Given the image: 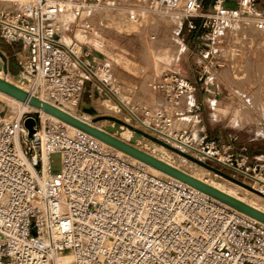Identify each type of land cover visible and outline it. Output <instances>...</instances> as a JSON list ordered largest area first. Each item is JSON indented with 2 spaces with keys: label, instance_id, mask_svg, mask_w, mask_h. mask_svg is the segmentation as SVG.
<instances>
[{
  "label": "built area",
  "instance_id": "built-area-1",
  "mask_svg": "<svg viewBox=\"0 0 264 264\" xmlns=\"http://www.w3.org/2000/svg\"><path fill=\"white\" fill-rule=\"evenodd\" d=\"M207 1L154 0L131 7L181 15L177 35L185 46L179 56L186 51L184 27L197 39L193 79L177 69L166 72L154 84L163 104L144 108L141 117L148 125L134 117L135 127L229 171L264 198V159L252 160L245 145L236 150L234 135L222 144L206 133L196 137L189 128L201 122L203 106L193 99L197 87H264L259 0H211L209 6ZM122 5L0 0V37L21 43L15 54L28 93L76 113L85 96L93 97L95 87L88 83L117 92L111 68L90 63L68 33L93 9ZM63 20L61 33L57 25ZM9 110L0 102V264H264L263 222L101 149L92 135L44 116L40 108ZM175 114L188 118L185 127L175 128ZM30 117L33 134L25 125Z\"/></svg>",
  "mask_w": 264,
  "mask_h": 264
},
{
  "label": "rangeland",
  "instance_id": "rangeland-1",
  "mask_svg": "<svg viewBox=\"0 0 264 264\" xmlns=\"http://www.w3.org/2000/svg\"><path fill=\"white\" fill-rule=\"evenodd\" d=\"M153 1L154 0H151L150 3ZM95 11L100 12L99 14L102 16V24L104 27H107L104 29L103 33L106 37L120 36L126 38L128 39L127 46L131 49L137 48L140 54H142L146 48V54L151 55L150 59H147L150 63L155 62L154 56L158 55V52L161 48H168L170 46L174 37L176 40H178L177 35L172 32L173 27H169V25L166 24V21H168L169 24H171L170 22L175 24L177 29H180V26L182 25V22H180L182 19L181 15L156 13L149 8L134 9L118 7L112 9H93L92 14L95 13ZM156 22V25L159 26L156 27L155 25L153 28L148 26L150 23ZM66 25L67 20L62 21L57 25V29L62 33ZM166 34L167 37L164 36ZM139 35H143L142 40H145V42L138 39ZM180 37L185 38L186 51L179 56V70L181 72L185 70V72H188V78L193 79L192 67L195 63V60L192 51L197 46V39L195 38V35L189 32L186 27L181 30ZM134 38L136 43H133ZM181 46L185 45L179 44V48ZM20 48L21 43L10 44L0 37V51L5 55L6 58L4 59L0 55V61L7 62L9 70L5 72L12 77H14V75H12L10 71H13L14 73L20 71L15 54ZM177 55L178 53L174 54L173 58H170L168 61V64H172L174 69H178L177 66H175V56ZM261 61V64L263 63L264 68V56ZM121 63L131 73L138 75V80L143 78L142 74L147 69L145 66L133 61L122 60ZM252 63L253 66H255L257 63H259V61L254 60ZM151 68L153 69L152 66ZM105 76H107L105 72L100 75V77ZM119 76L116 75V78H119ZM154 76L157 77L156 75ZM146 79L148 82H144ZM124 83L126 82L124 81ZM113 84H118L115 79ZM117 88V92L113 89L112 92L102 91V95H100L98 98L89 97L91 98V105L97 110V114H89L84 112L82 109L76 113L80 116L86 117L90 122L100 126L105 131H109L114 136L126 138L125 135H123V129L120 127V124L116 123V121L114 122V120L112 121L108 118V116H103L104 114L114 115L121 120H127L129 124L134 126L136 124L135 118L132 117L129 111L121 105L114 93L121 97L141 116L142 111L144 110L143 105L147 103V99L144 100L141 98V93L145 92V96L150 97L153 86L150 78L145 77V80L143 79L142 87H129L125 85L123 87L118 86ZM235 94L237 97L231 98L229 100L216 101L214 104L212 102H205V114L207 116L206 125L210 128L211 135L214 137L213 139L225 144L229 142L228 135H234L237 137L233 142L236 150H239L245 145L248 147V152L250 153L252 160H255L256 158L264 159V87H238V90L235 92ZM85 98H87V96H85ZM0 102H3L5 108L10 109L11 107L10 111L15 110L13 105H11L9 102H5V100H3L1 97ZM9 104L10 106H7ZM10 111L9 113H11ZM187 121L188 118H179V129L185 127L187 125ZM169 129L173 130L171 127ZM126 140L135 146L141 147L150 152L154 151L155 149L153 143L145 138L137 139L135 136H133L132 138ZM155 152L161 154L159 150H155ZM164 155L177 167L185 171H197V169H199L198 165L202 166L201 164L197 165V162L195 163V161L184 157L183 155H180L169 148H166ZM222 171L230 175L229 171L224 169H222ZM201 172L202 176L209 182L211 181L221 186L226 185L224 186L226 188L231 186L235 187L236 185L240 188L243 187L212 170H210V172ZM240 192L243 193L244 191L240 190ZM251 197H254L260 203L262 201V204H264V198L260 197L259 195H251Z\"/></svg>",
  "mask_w": 264,
  "mask_h": 264
},
{
  "label": "crops",
  "instance_id": "crops-1",
  "mask_svg": "<svg viewBox=\"0 0 264 264\" xmlns=\"http://www.w3.org/2000/svg\"><path fill=\"white\" fill-rule=\"evenodd\" d=\"M121 1L123 3L122 7L131 8L134 5L138 6V5L150 3L151 0H121ZM211 2H212L211 0L207 1L206 5L209 6ZM257 8L258 10L264 9V0L258 1ZM99 13L100 12L98 11H95V13L93 14L91 12L89 15H86L83 18L76 20L72 24L71 31L68 33V36L71 38V40L79 42L82 49V53L86 55V58L90 63H92L93 65L99 68H102L103 66L106 65L109 66L111 68L110 73L113 79L117 81L120 87H123L121 83L122 82L124 83V81L126 82L125 85L129 87H142L143 79L145 80V77H149L150 81L152 82L153 89L151 90L150 97H146L145 92L141 93L142 95L141 98L144 100L147 99V103L143 105V108L146 107L151 109L159 108L163 104L164 98H163V94L154 87V84L166 72H169L174 69L172 64L171 65L168 64V61L170 58H173L174 54L176 53H178V55L175 56L176 57L175 66H177L178 68L177 70L179 71V36L177 35L178 29L176 28V25L173 24L172 22H170L171 24H169V22L166 21L167 22L166 24L169 25V27L170 26L173 27L172 32H174L177 35L178 40H176L174 37L171 41L170 46L168 48L166 47L161 48L158 52V55L154 56L155 62L150 63L147 59H150L151 55L146 54L147 53L146 48L144 49L142 54H140L137 48L131 49L127 46L128 39L120 36L106 37L103 33H104V29L107 27H104L101 24L102 16ZM156 24L157 22L150 23V25L148 26H150V28H153L155 27ZM157 26L159 25H156V27ZM132 35H128V36H132ZM164 36L167 37V34ZM138 39L142 40L143 35L142 36L139 35ZM133 40H134L133 43H136L135 38ZM143 42H145V40ZM193 50H195V48ZM122 60L137 62L140 65L145 66L147 69L142 74L143 78H141V80H138L137 78H139V76L127 70L122 65L121 63ZM194 60H195V56H194ZM151 66L153 67V69L151 68ZM148 71L150 74L148 73ZM182 73L186 77H188V72H185V70H183ZM116 75L117 76L121 75V76H119V78H116ZM154 75H156L157 77H155ZM144 82H148V80L146 79V81ZM87 87H99V86L95 82L93 84L88 83ZM209 89H210L209 91H204L200 87H197L196 91L194 92L193 99L201 103L203 109L202 112L200 113L201 122L200 123L191 122V124H189V128H191V130L194 132L196 137H199L203 133H206L209 136V138L213 139L214 137L213 135H211L210 128L207 127L206 125L207 116L205 114V107H206L205 102H212L214 104L216 101H224L237 97L235 92L238 90V87H228V85L224 84V87H209ZM92 90L91 93L93 94ZM87 92H89V90ZM175 115H178V117L176 119L174 126L175 128L179 129V114H175ZM181 118H184V116ZM208 132L210 133V135ZM230 136L231 134L228 135V139H229L228 141H230Z\"/></svg>",
  "mask_w": 264,
  "mask_h": 264
},
{
  "label": "water",
  "instance_id": "water-1",
  "mask_svg": "<svg viewBox=\"0 0 264 264\" xmlns=\"http://www.w3.org/2000/svg\"><path fill=\"white\" fill-rule=\"evenodd\" d=\"M184 22V19L182 18V23ZM102 24V21H101ZM103 25V24H102ZM0 55L5 58V55L0 51ZM0 69H3L4 71H8V64L6 61L1 62L0 61ZM11 73H13L15 75L16 79H20V72L14 73L13 71H10ZM123 86H125V83H121ZM0 90L23 101V102H27L28 105L33 106L35 108H40L43 111L54 115L56 117H58L59 119H61L62 121L69 123L71 125L76 126L77 128L81 129L82 131L92 135L93 137H96L100 140L105 141L108 144H111L112 146H114L115 148L124 151L125 153L171 175L172 177H175L189 185H191L192 187L214 197L215 199L235 208L238 211L244 212L254 218H256L257 220L261 221L264 223V212L256 209L254 207H252L251 205L217 189L216 187L206 183L203 180H200L196 177H194L193 175L153 156L152 154L146 152L145 150H142L141 148L135 146L134 144H132L131 142H127L122 140L121 138L114 136L113 134H111L109 131H105L103 129H100L96 126H94L93 124L80 119L79 117H76L64 110H62L61 108L52 105L46 101H42L40 100L38 97L29 94L27 91L9 83L8 81L1 79L0 78ZM100 95H102V92L99 90L98 87H95L94 91H93V97L98 98ZM91 98L87 97L85 99V103L82 105V110L86 113L89 114H93L96 113L97 114V110L95 108H93V106L91 105ZM103 117V116H102ZM109 119L114 120L118 123L124 124L126 126H128L129 128L133 129L135 132H137L138 134H140L142 137H146L156 143H159L167 148H169L170 150L183 155L201 165H203L204 167L236 182L237 184L250 189L251 191L256 192L255 189H253L251 186L247 185L246 183H244L243 181H241L240 179H237L231 175H229L228 173L215 168L191 155H189L188 153H185L184 151L173 147L167 143H165L164 141L154 137L153 135H150L149 133L139 129L138 127H135L132 124H129L117 117L114 116H108ZM34 124H35V120L33 118H28L25 121V125L26 127L29 128L30 130V134L34 133Z\"/></svg>",
  "mask_w": 264,
  "mask_h": 264
},
{
  "label": "bare ground",
  "instance_id": "bare-ground-1",
  "mask_svg": "<svg viewBox=\"0 0 264 264\" xmlns=\"http://www.w3.org/2000/svg\"><path fill=\"white\" fill-rule=\"evenodd\" d=\"M179 19H180V18H179ZM63 21H65V20H63ZM61 22H62V21H61ZM180 22H182V19L180 20ZM0 78H1V79H4V80H6V81H8L9 83H11V84H13V85H15V86H17V87H19V88H21V89L27 91V92L29 91V90H28V87H29V86L27 85V83H26V81H25L24 79H16L15 77H12L11 75L6 74V72H5L3 69H0ZM25 84H26V85H25ZM114 95L116 96V98L118 99V101L122 104V106H123L124 108H126V109L129 111V113L131 114L132 117H135V118H136L137 120H139L140 122H142V123L148 125V122L145 121L144 119H142V117L139 115V113H137L134 109H132V108H131V107H130V106H129V105H128V104H127L122 98H121V97H119V96L116 95L115 93H114ZM0 97H1L3 100H5V102H7V103L9 102L11 105H13V107H14V109H15L16 111H22V110H24V109H33V107L30 106V105H28L27 102H23V101H21V100L15 98V97H13V96H11V95H9V94L3 92V91H1V90H0ZM4 104H5V103H4ZM10 104L7 105V106H10ZM4 107H5V106H4ZM10 109H11V107H10ZM61 109L64 110V111H66V112H68V113H70V114H72V115H74V116H76V117H79L80 119H83V120H85V121H87V122L93 124L94 126L100 128V129H102L100 126H98V125H96V124L90 122L86 117L80 116V115L76 114L75 112H73V111H71V110H68L67 108H61ZM9 111H10V110H9ZM42 112H43V115H44V116H50V117L56 119L57 121L64 122V121H62L61 119H59L58 117H56V116H54V115H51V114H49V113H47V112H45V111H42ZM103 116H114V115L104 114ZM114 117H117V116H114ZM112 121H113V120H112ZM123 121H125V122L128 123L127 120H123ZM114 122H115V121H114ZM65 123H66V122H65ZM116 123H118V122H116ZM66 124H67L72 130H81V129L77 128V127L74 126V125H71V124H69V123H66ZM118 124H120V127L123 129V135H125V137H126V138H121L122 140L128 142V140H126V139H130V138H132L133 136H135L137 139H141V138H143L140 134H138V133L135 132L133 129L129 128L128 126H126V125H124V124H121V123H118ZM172 131H173V130L169 129V133H172ZM92 138H93L94 142H95V143H96L101 149H103V150H113V151H115L118 155H120V156H122V157H125V158H127V159H129V160H131V161H133V162H135V163H141V164H144V165L147 166L152 172H154V173H156V174H158V175H160V176H163V177H169V176H171V175H169V174H167V173H165V172H163V171H161V170H159V169H157V168H155V167H153V166H151V165H149V164H147V163H145V162H143V161H141V160H139V159H137V158H135V157H133V156L127 154V153H125L124 151L115 148L114 146H112L111 144L106 143V142L103 141V140H100V139H98V138H96V137H93V136H92ZM148 141H151V140L148 139ZM151 142L153 143V145H154V147H155L154 151H151V152H150V151H147V150H145V149H143V148H141V147H139V148H141L142 150H145L146 152L152 154L153 156H155V157H157V158H159V159H161V160H163V161H165V162H167V163H169V164H171V165L177 167L173 162H171L169 159H167L166 156L164 155L165 150H166L167 147H165V146H163V145H161V144H159V143H156V142H154V141H151ZM182 144H184V145H186V146L189 145V143L186 142V141H182ZM137 147H138V146H137ZM155 150H159V151L161 152V154L156 153ZM184 157H185V156H184ZM195 163H196V162H195ZM198 164H199V163H197V165H198ZM198 166H199V169H197V171L195 170V171H191V172H189V171H185V170H183V169H181V170H183V171H185V172H187V173L193 175L194 177H196V178H198V179H200V180L205 181L206 183H208V184H210V185L216 187L217 189H219V190H221V191H223V192H225V193H227V194H229V195H231V196H233V197H235V198H237V199H239V200H241V201H243V202H245V203L251 205L252 207H254V208H256V209H259V210H261V211L264 212V204H262V201H261V203H260V202H258L254 197H253V198L251 197V195H255V196H257L256 193H254V192L251 191L250 189H247V188L242 187V186H241L242 188H240V187L237 186V185H236L235 187H232V186H231V187H228V186H227L228 188H226V187H224V186H226V185L221 186V185L216 184V183H213V182H211V181L209 182L207 179H205V178L202 176V172H201V171L210 172V170H209L208 168L204 167L203 165H202V166L198 165ZM177 168H179V167H177ZM179 169H180V168H179ZM213 174H214V173H213ZM240 190H241V191L243 190L244 192L242 193V192H240ZM240 212H241V211H240ZM242 213L245 214V215H247V216H249V217H251V218H253V219H256V218H254V217H252V216H250V215H248V214H246V213H244V212H242ZM256 220H257V219H256Z\"/></svg>",
  "mask_w": 264,
  "mask_h": 264
}]
</instances>
